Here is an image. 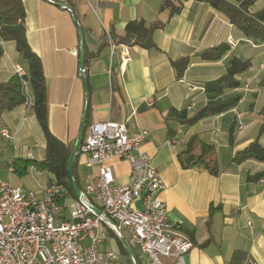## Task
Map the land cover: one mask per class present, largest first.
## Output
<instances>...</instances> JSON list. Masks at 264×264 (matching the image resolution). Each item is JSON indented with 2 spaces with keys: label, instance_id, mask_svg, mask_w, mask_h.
<instances>
[{
  "label": "crops",
  "instance_id": "crops-1",
  "mask_svg": "<svg viewBox=\"0 0 264 264\" xmlns=\"http://www.w3.org/2000/svg\"><path fill=\"white\" fill-rule=\"evenodd\" d=\"M161 1L72 0V5L66 4L74 8L85 36L89 123L114 121L125 123L130 132L149 131L142 150L151 156L166 184L161 199L168 206L169 221L180 224L182 234L194 243L187 255L189 264H264V160L234 161L235 155L256 139L264 148V42L247 38L204 1L176 0L181 11L173 16L169 10H160ZM23 2L27 38L42 60L46 78L50 130L73 147L86 105L79 31L72 13L52 0ZM91 4L97 5L96 11ZM261 9L264 0L253 7L254 11ZM136 19L166 22L165 27L154 31L153 47L114 40L124 35L127 24ZM108 34L115 43L113 50ZM222 45H227L228 52L221 59L202 58L204 50ZM4 49L0 81L14 75L17 64L25 67L13 44H4ZM258 49L262 51L257 58ZM75 50L78 55L73 53ZM183 57H187L188 65L178 78L174 61ZM234 57L250 60L252 66L237 75L240 86L224 91V99L240 97L233 108L191 125L167 118L172 108L186 109L188 117L202 110L208 102L206 84L222 77ZM26 94L28 101L6 112L0 121V139L14 150L7 166L15 158L42 160L46 155V138L34 113L29 83ZM179 129L184 143L177 145L172 140L179 136ZM2 130H7L13 140L3 136ZM195 134L216 146L217 175L202 164L182 167L178 153ZM109 164L117 182L127 184L130 164L119 159ZM98 172L99 166L89 165L88 155L81 152L75 168L81 186L93 181ZM42 173L46 174L45 183L50 177ZM72 199L71 195L67 201ZM62 219H69V213ZM104 228L108 239L100 248L117 252L116 264H120L118 242Z\"/></svg>",
  "mask_w": 264,
  "mask_h": 264
},
{
  "label": "built area",
  "instance_id": "built-area-1",
  "mask_svg": "<svg viewBox=\"0 0 264 264\" xmlns=\"http://www.w3.org/2000/svg\"><path fill=\"white\" fill-rule=\"evenodd\" d=\"M91 7L97 10V5ZM108 42L113 50L109 34ZM73 53L78 55L77 50ZM15 73L23 77L26 69L17 64ZM178 132L172 140L177 145L184 143L182 130ZM3 136L13 140L7 130ZM148 136L147 129L130 132L125 123L91 124L81 152L88 155L89 165L99 166V172L83 187L80 200L67 201L71 194L54 179L37 190L15 186L10 175L0 180V264H116L118 253L100 248L108 239L104 223L117 234L116 226L124 235L127 232L125 237L139 248L145 264H189L187 255L194 243L182 234L180 224L169 221L168 206L161 199L166 184L151 156L142 150ZM112 159L130 164L127 184L117 182L109 164ZM8 171L14 173L12 163ZM92 207L116 226L96 215ZM66 212L69 219H62Z\"/></svg>",
  "mask_w": 264,
  "mask_h": 264
},
{
  "label": "trees",
  "instance_id": "trees-1",
  "mask_svg": "<svg viewBox=\"0 0 264 264\" xmlns=\"http://www.w3.org/2000/svg\"><path fill=\"white\" fill-rule=\"evenodd\" d=\"M72 5V0H52ZM208 3L223 15L231 23L237 26L244 35L258 43L264 42V9L253 10L258 0H200ZM160 10H169L170 16L181 11V5L176 4V0H162ZM26 9L23 0H0V59L3 57L4 44L11 43L15 50L24 60L26 75L20 77L18 74L12 75L5 81H0V121L6 112H9L28 101L26 94V84L32 88L33 109L46 138V155L42 160L15 158L12 162L14 172L23 177L28 175L31 168L40 172H46L50 179H54L58 184H62L69 189L70 194L75 199L69 177L67 165L70 159L72 147L65 144L56 137L50 130L48 121V91L41 58L31 48L27 38ZM166 22L159 19L147 23L143 19L132 20L127 24L124 35L114 37V40L127 45L138 44L146 48L153 47V33L155 30L165 27ZM228 52L227 45L217 48L207 49L202 52L205 60H219ZM87 64V61H86ZM177 69V77L181 78L188 65L187 57L174 61ZM250 60H243L234 57L230 60L226 73L206 84L207 105L193 117H188L186 109L178 110L172 108L167 118L176 120L182 124H194L199 120L226 112L233 108L240 97L223 98L226 88L240 86L237 75L247 71L251 67ZM264 113V109H263ZM90 126L88 119V127ZM1 128V125H0ZM81 150L78 154V157ZM74 164L73 174L79 182ZM178 158L182 167L189 168L202 164L206 170L217 175L219 173V162L216 146L203 141L198 135H192L186 145L178 153ZM248 158L264 160V148L259 139H256L244 150L238 152L234 161L243 162ZM109 235L114 236L119 245L120 264H134V261L122 242L119 235L106 223H104ZM140 264H144L141 254L132 245Z\"/></svg>",
  "mask_w": 264,
  "mask_h": 264
},
{
  "label": "water",
  "instance_id": "water-1",
  "mask_svg": "<svg viewBox=\"0 0 264 264\" xmlns=\"http://www.w3.org/2000/svg\"><path fill=\"white\" fill-rule=\"evenodd\" d=\"M54 3L57 6L64 7L66 9H68L72 13L74 22L77 26V29L79 31L80 38H81L80 68L83 70V73L81 74V76H82L85 91H86V105H85V109H84V114H83V118H82L80 131H79L78 137L76 139V142L74 143V146L72 147L70 159H69V162L67 165V173H68V177H69V182L71 184L74 196L76 199L80 200L82 198V189L79 187V184L77 183V181L74 177L73 169H74V164L76 162V159L78 157V154L81 150L82 144H83L84 139H85V134L87 131V126H88L89 108H90L89 87H88V83H87V80H86V77L84 74L85 69H86V61H87L86 42H85L84 31H83L82 26L80 25V23L78 21V18H77V15H76L74 8L72 6L66 5L64 3H60V2H54ZM92 210L96 215L103 216V218L106 221H108L110 224L116 226V224L110 218H108L100 209H98L96 207H92ZM116 228L119 232L118 235L121 238V240L124 243L127 250L129 251V253H130V255L134 261V264H140L138 257L136 255L132 245L129 243V241L127 240V238L123 234L122 230L118 226H116Z\"/></svg>",
  "mask_w": 264,
  "mask_h": 264
},
{
  "label": "rangeland",
  "instance_id": "rangeland-1",
  "mask_svg": "<svg viewBox=\"0 0 264 264\" xmlns=\"http://www.w3.org/2000/svg\"><path fill=\"white\" fill-rule=\"evenodd\" d=\"M261 49L256 50V57L258 58L261 55ZM257 60V59H256ZM20 62L23 63L24 60L20 59ZM252 66V65H251ZM2 130L1 134L3 135ZM10 134V133H9ZM11 136V134H10ZM2 147H0V180H8L9 175L11 177V182L18 187L25 188V189H39L41 188L46 179V174L42 172H37L36 169L29 170L28 175L26 176H19L18 174L10 173L8 171L7 163L9 160H11L14 157V150L12 148V145L9 144L7 141H5L3 138L0 139ZM125 235H127V232H125Z\"/></svg>",
  "mask_w": 264,
  "mask_h": 264
},
{
  "label": "bare ground",
  "instance_id": "bare-ground-1",
  "mask_svg": "<svg viewBox=\"0 0 264 264\" xmlns=\"http://www.w3.org/2000/svg\"><path fill=\"white\" fill-rule=\"evenodd\" d=\"M60 185V184H59ZM62 185V184H61ZM63 189H68L67 187H65L64 185H62ZM68 194H70L69 189H68Z\"/></svg>",
  "mask_w": 264,
  "mask_h": 264
}]
</instances>
